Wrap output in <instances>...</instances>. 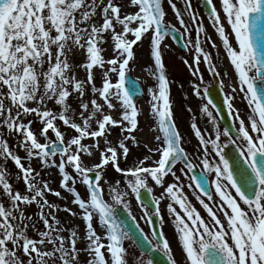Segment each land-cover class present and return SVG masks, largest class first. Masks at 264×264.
I'll return each mask as SVG.
<instances>
[{
  "label": "snow or ice",
  "instance_id": "obj_1",
  "mask_svg": "<svg viewBox=\"0 0 264 264\" xmlns=\"http://www.w3.org/2000/svg\"><path fill=\"white\" fill-rule=\"evenodd\" d=\"M167 4L178 27L167 21L164 0H127L131 12L124 10L123 0H0V264H156L155 253H162L167 264H264V0H203L207 12L202 16L192 0H183V8L175 0ZM205 17L233 70L234 84L226 85L228 73L218 70L221 49L206 32ZM171 33H179L183 47L192 50V63H183L199 81L192 92L211 125L202 129L192 116L195 156L186 150L190 141L178 129L170 100L162 46ZM145 38L154 63L155 85L147 88L153 141L143 144L141 158L122 168L129 145L141 147L135 135L141 115L136 97L143 93L129 73L134 46ZM109 41L111 57L106 58ZM208 45L217 49L215 56ZM78 53L84 59L76 62ZM202 63L211 76L221 77V91L230 89L223 99L233 119L230 128L221 130V110L209 88L201 87ZM75 68L84 69L85 79L77 78ZM237 98L246 102L243 115L235 107ZM37 122L39 133L33 129ZM61 127L70 129L71 137L66 139ZM113 128L122 133L116 143L108 139ZM8 137L17 138L25 157L10 147ZM230 146L238 154L235 160L227 151ZM94 153H99L97 161L87 164L85 157ZM33 159L58 170L59 187L71 196L77 212L47 200L48 194L64 197L43 181ZM8 161L18 170L15 175L9 173ZM109 167L122 179L110 183L105 178ZM197 168L200 172L194 174ZM14 181H22L23 188ZM77 183L85 186L86 196ZM154 187L161 189L158 196ZM129 196L149 233L133 214ZM31 205L38 209L37 219L26 215ZM118 208L140 238L119 219ZM58 211L79 216L83 239L76 229L61 226ZM166 222L174 228L181 262L164 231ZM126 242L142 250L135 259ZM80 243L83 248L77 247ZM81 253L87 260L80 259Z\"/></svg>",
  "mask_w": 264,
  "mask_h": 264
},
{
  "label": "rangeland",
  "instance_id": "obj_2",
  "mask_svg": "<svg viewBox=\"0 0 264 264\" xmlns=\"http://www.w3.org/2000/svg\"><path fill=\"white\" fill-rule=\"evenodd\" d=\"M125 4V11L131 12L134 11L132 8H128L127 6V0H123ZM175 2L178 3V7L183 8V0H175ZM200 2L201 0H192L193 5L195 6V10L198 16H202L204 13L200 8ZM218 6V5H217ZM164 7L167 12V21L170 23H173L175 26L178 27V22L174 20V13H172L169 5L167 4V0H164ZM206 32L211 36L212 40L217 44L218 49H221L219 51V60H218V70L221 71V73L227 72L228 76L223 77L225 80L226 85H231L235 83L236 77L233 74V70L229 67V61L225 57V53L222 51V45L218 39V37L214 33V29L209 25V21L206 19V17L203 20ZM195 36V33L193 32V37ZM104 47L107 49V51L104 53L106 58L111 57V42L109 41L108 44L104 45ZM163 47V62L165 64V71L168 76V79L170 80V100L173 105V112H174V118L177 123L178 129L181 132V134L188 139L190 142L185 145L186 149L188 148H194L197 145V140L194 137V134L192 133L190 129V124L192 122V116L195 115L197 119L198 126L202 129H210L211 125L207 122V117L203 116L199 111L198 108L201 105L202 101H200L197 97L193 95L192 92V84L199 83L197 78L191 74V71L189 70L188 66L183 63L184 60H188L189 63H192V50L186 49V52L181 53L173 43V41L167 37L165 38ZM208 50L211 51L214 56L217 52V49H211V46L208 45ZM134 54L135 59L130 62V67L132 71L130 72L132 76L138 78L143 86V90L145 93V97L142 100L137 101L138 107L141 109V115L138 117L139 124L138 128L139 131L135 133L137 139L141 143V147H133L129 145L130 147V153L127 159V162H125L123 159H121L120 164L122 168L130 167L134 161H136L138 158H141L145 154V149L143 148L144 143H149L151 145L153 141V133L150 131V127L154 126L153 120L150 115V105L148 103L150 97L147 96V88L154 87L155 80L152 75V72L154 71V63L150 57V48H149V40L143 39L142 43H139L137 46H134ZM76 62H79L84 59V56L80 53L76 55ZM201 73L204 75V84L201 85L203 88L204 86H208L211 83V75L207 72V67L203 63L200 65ZM74 74L77 76L78 79H85L86 73L84 69L82 68H75ZM96 75V84L97 86H100L101 79H100V72L99 70H95ZM221 79V77H219ZM229 88H225L224 92H229ZM89 95L85 96V100L89 99ZM70 102L73 106V108L76 107V100L74 97H70ZM49 107H52L53 110H57L59 106H54L51 102L49 104ZM235 107L240 110L241 114H245L247 112L246 102H241L239 98L235 101ZM191 108L192 112H188L187 109ZM114 116H117L118 114L113 113ZM28 119H31L29 117ZM218 120V118H217ZM220 125V124H219ZM59 126V124H58ZM34 131L39 133L40 124L37 122L33 125ZM221 130L222 127H221ZM0 131H3L0 129ZM61 131L66 133V139L71 137L72 131L70 129H66L61 127ZM49 136L54 140V135L49 132ZM122 137V133L119 128H113L111 130V134L108 136V139L112 141L113 143H116L120 138ZM9 145L10 147L16 152V154L20 155L22 158L25 157V153L22 149H19L17 147V138L14 137H8ZM41 142L44 141L41 139ZM86 144H91L93 141L86 140L84 141ZM101 150H103V140L101 139ZM99 153H94L93 157L88 158L85 157V162L89 165L95 163L98 159ZM58 160V158H57ZM25 163L27 164L28 161L25 160ZM31 165L33 168H35L37 171L41 173V177L43 181H47L50 184V187L54 191H60L61 197H64V199L58 198L56 196H53L51 194L47 195V200L50 203H54L58 205L60 208L67 207L71 209L73 212H77L78 208L71 204V196L67 193H65L62 189L59 187L60 183V176L58 175V170L56 168L51 169H45L42 165L39 164V162L35 159L31 161ZM8 171L10 174L15 175L17 173V169H15V166L13 162L8 161L6 165ZM69 172H71V169H68ZM179 174V173H178ZM41 177H38L40 179ZM105 178L109 180L110 183L122 179L121 176L114 171L112 168H108L106 171ZM166 181L171 182V177H167ZM186 182V181H185ZM16 185H18L21 189L23 188L22 181H14ZM121 188L124 187L123 184L120 186ZM77 190L81 193L82 196H86V188L85 186L77 183ZM105 191L107 192V186H105ZM187 191V190H186ZM161 192V189L158 187H154V194L159 195ZM107 198V196H106ZM129 200L131 201V210L133 214L138 218V222L140 223L141 227L144 229L146 233H148V226L145 224L143 220H139V217L141 216V212L139 209V206L136 204L134 198L129 196ZM166 202H162V210L163 214L165 215L167 219V213L166 209H164V204ZM47 211V210H46ZM26 215L33 216V219L38 218V209L36 205L27 206L25 208ZM56 218L61 222V226H64L68 228L69 226L73 229H76L78 231V235L81 239L84 238L85 235V225L83 224L82 220L79 218V216L73 217L68 212L64 211H58L55 213ZM42 228V224L39 225ZM164 231L167 234V238L171 241V247L173 248V253L177 261H180V254L178 255L176 252V249L178 248L176 239L174 237V228L171 224L167 223L164 226ZM65 236L68 235V232L66 231L63 233ZM78 248H83L84 244L80 243L77 245ZM126 247L129 248L130 253L132 254V258L135 259L137 256H139L140 252L133 246L131 242H126ZM87 255L84 253H81L80 259L82 261L87 260ZM147 258V257H145Z\"/></svg>",
  "mask_w": 264,
  "mask_h": 264
},
{
  "label": "water",
  "instance_id": "obj_3",
  "mask_svg": "<svg viewBox=\"0 0 264 264\" xmlns=\"http://www.w3.org/2000/svg\"><path fill=\"white\" fill-rule=\"evenodd\" d=\"M202 9H203V11L205 13L207 12V8H205L203 6V2H202ZM170 36L172 37V39L175 42V44L179 47V49L181 51H184L185 50V48L183 47L184 42H183L180 34L179 33H171ZM129 78L130 79H133V80H137V79H134L133 77H131L130 74H129ZM213 82H214V84L211 87H209L210 98L213 99L214 103H216L218 105V107L220 108V110H221V114H220L219 118H220V121H221L222 125L225 128H230L231 125H232V121H231V118H230V116L228 114L227 108L223 104V99H224L223 94L221 93V91L219 89V86L216 84L218 82L217 77H213ZM139 87L141 89L140 82H139ZM141 92H142V89H141ZM138 97H141L142 98L143 97V94L140 95V96H137L136 99ZM234 148H235L234 146H230L227 151L229 153V156L232 159L235 160L236 157L238 156V154L234 151ZM239 163H242V162H239ZM117 215H118V217H119V219L121 221H124L127 225H130L131 226L130 230L135 233V235H136L137 238H140L139 237V232L135 230V225L132 224V221L127 217V214L124 212V210L122 208H118ZM155 226L157 228H159L158 221H156V225ZM139 250L142 251L141 249H139ZM153 258H154L156 264H167L166 257H164L162 253H155Z\"/></svg>",
  "mask_w": 264,
  "mask_h": 264
},
{
  "label": "flooded vegetation",
  "instance_id": "obj_4",
  "mask_svg": "<svg viewBox=\"0 0 264 264\" xmlns=\"http://www.w3.org/2000/svg\"><path fill=\"white\" fill-rule=\"evenodd\" d=\"M197 147V145L194 147V148H188V152L190 153V154H193V156H195V153H194V149ZM193 162L194 163H198V161L197 160H193ZM196 171L197 172H200V168H197L196 169ZM190 195V194H189ZM190 199H192V202H193V204H195L197 207H198V209H199V205H198V203L195 201V199L193 198V197H191V195H190ZM164 208V207H163ZM165 209V208H164ZM201 210V213H202V215H206L205 213H203V210L202 209H200ZM178 246V245H177ZM176 252H177V254L179 255L180 254V261H178V262H181L182 261V259H183V257H182V252H181V248L180 247H178L177 249H176Z\"/></svg>",
  "mask_w": 264,
  "mask_h": 264
},
{
  "label": "bare ground",
  "instance_id": "obj_5",
  "mask_svg": "<svg viewBox=\"0 0 264 264\" xmlns=\"http://www.w3.org/2000/svg\"><path fill=\"white\" fill-rule=\"evenodd\" d=\"M129 8V7H128Z\"/></svg>",
  "mask_w": 264,
  "mask_h": 264
}]
</instances>
